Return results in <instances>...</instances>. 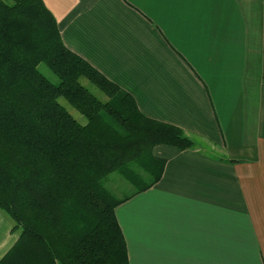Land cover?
I'll use <instances>...</instances> for the list:
<instances>
[{
	"label": "crops",
	"instance_id": "crops-1",
	"mask_svg": "<svg viewBox=\"0 0 264 264\" xmlns=\"http://www.w3.org/2000/svg\"><path fill=\"white\" fill-rule=\"evenodd\" d=\"M63 43L181 127L116 208L130 264H264V0H43ZM0 209V260L20 233Z\"/></svg>",
	"mask_w": 264,
	"mask_h": 264
},
{
	"label": "trees",
	"instance_id": "trees-1",
	"mask_svg": "<svg viewBox=\"0 0 264 264\" xmlns=\"http://www.w3.org/2000/svg\"><path fill=\"white\" fill-rule=\"evenodd\" d=\"M157 144L197 147L72 52L43 0H0V209L20 233L0 264H130L116 208L132 195L106 178L154 185L166 165Z\"/></svg>",
	"mask_w": 264,
	"mask_h": 264
},
{
	"label": "rangeland",
	"instance_id": "rangeland-1",
	"mask_svg": "<svg viewBox=\"0 0 264 264\" xmlns=\"http://www.w3.org/2000/svg\"><path fill=\"white\" fill-rule=\"evenodd\" d=\"M39 67L48 77L52 76V71H50L44 63H42ZM147 156L148 155H145L144 157ZM130 169L134 170L136 175L140 177L141 180L150 181L149 174L141 168V165H139L138 161L131 162ZM106 185L115 193L118 198L131 195L132 192L136 189H139L140 186L138 183H134L128 177L120 173V171L109 174L106 178ZM13 224H15L14 221ZM17 231L19 232V230Z\"/></svg>",
	"mask_w": 264,
	"mask_h": 264
}]
</instances>
